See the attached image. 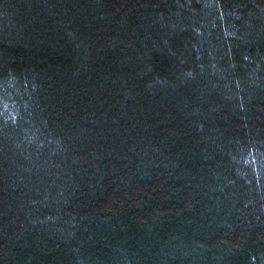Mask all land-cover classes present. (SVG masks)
Here are the masks:
<instances>
[{
  "label": "trees",
  "instance_id": "obj_1",
  "mask_svg": "<svg viewBox=\"0 0 264 264\" xmlns=\"http://www.w3.org/2000/svg\"><path fill=\"white\" fill-rule=\"evenodd\" d=\"M0 264H264V0H0Z\"/></svg>",
  "mask_w": 264,
  "mask_h": 264
}]
</instances>
